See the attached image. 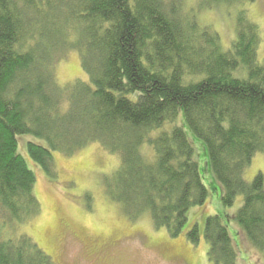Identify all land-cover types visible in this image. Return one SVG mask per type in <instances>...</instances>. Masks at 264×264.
I'll use <instances>...</instances> for the list:
<instances>
[{
    "label": "trees",
    "instance_id": "obj_1",
    "mask_svg": "<svg viewBox=\"0 0 264 264\" xmlns=\"http://www.w3.org/2000/svg\"><path fill=\"white\" fill-rule=\"evenodd\" d=\"M247 1L254 0H201L200 6ZM183 5L0 0V264H58L30 237L7 236L42 212L36 176L19 154L23 136L37 139L27 142L28 156L49 176L53 152L73 155L100 143L121 160L105 183L113 203L132 220L148 214L155 228L177 238L190 209L209 198L190 130L205 143L223 207L239 197L243 205L234 215L207 217L203 228L195 223L188 240L198 245L205 238L211 264H238L229 232L234 221L264 253V176L244 178L264 153L259 29L242 10L238 39L225 51L218 34ZM68 51L79 53L88 81L61 87L54 69Z\"/></svg>",
    "mask_w": 264,
    "mask_h": 264
},
{
    "label": "rangeland",
    "instance_id": "obj_2",
    "mask_svg": "<svg viewBox=\"0 0 264 264\" xmlns=\"http://www.w3.org/2000/svg\"><path fill=\"white\" fill-rule=\"evenodd\" d=\"M183 4L184 11L192 12L198 24L208 28V33L218 34L225 51L238 39V16L244 10L248 20L259 29L258 60L264 65V0L210 8L201 7V0H183ZM61 55L54 69L61 87L78 79L88 81L78 52L68 51ZM180 118L183 120L182 116ZM171 129L166 125L164 130ZM187 133L195 148L194 159L199 162L209 198L205 206L190 209L188 225L179 237L172 238L165 228H155L148 214L130 219L131 216L106 194L105 183L120 167L118 155L108 152L98 142L73 155L53 152V176H49L31 162L26 145L35 139L29 136L19 138V154L36 176L35 193L42 212L27 224L13 228L16 233L7 236L30 237L58 264H211L205 238L201 237L198 245H192L187 234L195 223L203 228L209 216L236 214L243 205V198L239 197L231 208L223 207L222 187L213 172L205 143L190 130ZM144 153L147 157L153 155L148 148ZM258 173L264 176V153L255 156L244 178L251 182ZM229 227L239 252L238 264H264V253L251 245L240 227L234 221Z\"/></svg>",
    "mask_w": 264,
    "mask_h": 264
}]
</instances>
